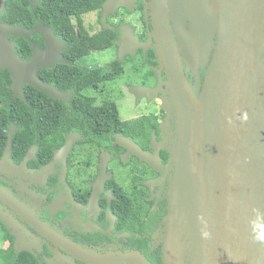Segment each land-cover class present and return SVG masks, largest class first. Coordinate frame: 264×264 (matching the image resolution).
<instances>
[{
	"label": "flooded vegetation",
	"instance_id": "flooded-vegetation-1",
	"mask_svg": "<svg viewBox=\"0 0 264 264\" xmlns=\"http://www.w3.org/2000/svg\"><path fill=\"white\" fill-rule=\"evenodd\" d=\"M107 1L94 10L100 29L83 28L89 36L117 32L114 49L85 57L70 53L74 39L55 32L38 14L12 18L23 24L0 16L2 23L27 31L8 39L20 58L36 54V77L55 92L30 83L13 88L8 69H0V264H189L184 255L180 262L165 257L171 171L161 145H172L176 135L170 95L158 91L137 99L129 89L155 88L159 79L166 88V72L155 60L149 0H117L105 12ZM39 3L29 0L31 9ZM74 33L83 40L78 28ZM112 61L123 71L106 81L101 68ZM127 65L136 76L127 85L129 94L136 104L145 101L155 109L139 115L154 118L156 126L146 131L113 127L105 117L106 101L129 106L105 92ZM183 67L191 84L193 75ZM163 98L169 115L161 107Z\"/></svg>",
	"mask_w": 264,
	"mask_h": 264
},
{
	"label": "water",
	"instance_id": "water-1",
	"mask_svg": "<svg viewBox=\"0 0 264 264\" xmlns=\"http://www.w3.org/2000/svg\"><path fill=\"white\" fill-rule=\"evenodd\" d=\"M115 4L107 1L105 12ZM148 7L166 88L159 79L155 88L129 89L137 99L168 92L174 109L175 139L161 145L171 171L167 262L184 255L189 264H264V243L253 239L251 224L264 216V0H149ZM26 34L0 19V69H8L13 88L30 83L53 94L36 77V54L20 58L8 39ZM182 59L196 82L203 71L197 94Z\"/></svg>",
	"mask_w": 264,
	"mask_h": 264
},
{
	"label": "trees",
	"instance_id": "trees-1",
	"mask_svg": "<svg viewBox=\"0 0 264 264\" xmlns=\"http://www.w3.org/2000/svg\"><path fill=\"white\" fill-rule=\"evenodd\" d=\"M103 0H40V3L33 9L29 6V0H6L5 8L1 14V19L13 23H24V20H12L17 14L28 13L32 15H39L41 20L52 27V29L64 35H69L73 48L70 53L76 57H85L93 51H100L111 47L114 39L117 37V32L105 29L97 34L89 36L85 32L82 24L81 15L83 13L98 10L101 7ZM80 30V35L83 40L75 39V29ZM104 73V80H114L122 74V67L116 61H112L102 69ZM98 72V69H94ZM6 72V71H5ZM6 107V106H4ZM105 117L108 119L110 125L117 126L124 129L146 131L150 125L156 126L154 118L150 115H141L136 118L122 120L119 116V110L114 102L106 101ZM138 132V131H137Z\"/></svg>",
	"mask_w": 264,
	"mask_h": 264
},
{
	"label": "rangeland",
	"instance_id": "rangeland-1",
	"mask_svg": "<svg viewBox=\"0 0 264 264\" xmlns=\"http://www.w3.org/2000/svg\"><path fill=\"white\" fill-rule=\"evenodd\" d=\"M97 18L98 17L95 11H90L82 15L83 25L91 33L96 32L100 29V25L98 23ZM49 43L50 42L48 40V44ZM112 49H114V47L108 48V50H112ZM104 55H105L104 56L105 60H108L109 56H107L106 53H104ZM90 57H87V59H89ZM182 61H183L186 71H189L184 59H182ZM106 62L108 61H105L104 64ZM132 68L133 66L127 65L125 73L121 76V78L117 81V83H114V84L110 83V84H106L105 86V92L112 94L114 97L117 96L121 98L122 102L130 106V107L129 106L123 107L117 103L118 109H119V116L121 119H128V118L136 117L142 114L143 112L155 110L153 105L146 107L145 105H147L148 103L145 101H142L139 104H136L134 101V98L129 94V91L127 90V85L131 84V82L134 83L135 81L133 80H136L135 79L136 76L133 75ZM199 75L200 76H199L198 81L196 82L195 78L193 77V81L191 83L192 90L196 94L199 92L200 87H201V84L199 83L201 73H199Z\"/></svg>",
	"mask_w": 264,
	"mask_h": 264
},
{
	"label": "clouds",
	"instance_id": "clouds-1",
	"mask_svg": "<svg viewBox=\"0 0 264 264\" xmlns=\"http://www.w3.org/2000/svg\"><path fill=\"white\" fill-rule=\"evenodd\" d=\"M247 113L243 115V120L247 121ZM253 239L257 242L264 243V216L257 214V218L251 222ZM203 235L207 238L209 233L204 232Z\"/></svg>",
	"mask_w": 264,
	"mask_h": 264
}]
</instances>
